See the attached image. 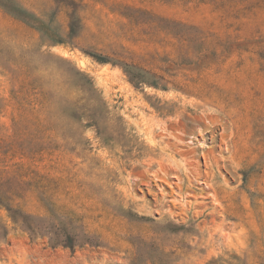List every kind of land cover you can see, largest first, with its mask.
I'll return each instance as SVG.
<instances>
[{
    "label": "rangeland",
    "instance_id": "obj_1",
    "mask_svg": "<svg viewBox=\"0 0 264 264\" xmlns=\"http://www.w3.org/2000/svg\"><path fill=\"white\" fill-rule=\"evenodd\" d=\"M0 264H264V0H0Z\"/></svg>",
    "mask_w": 264,
    "mask_h": 264
},
{
    "label": "trees",
    "instance_id": "obj_2",
    "mask_svg": "<svg viewBox=\"0 0 264 264\" xmlns=\"http://www.w3.org/2000/svg\"><path fill=\"white\" fill-rule=\"evenodd\" d=\"M100 61H102V60H100ZM69 244H70V242H69V240L67 239V243H66V245H68V246H69Z\"/></svg>",
    "mask_w": 264,
    "mask_h": 264
}]
</instances>
